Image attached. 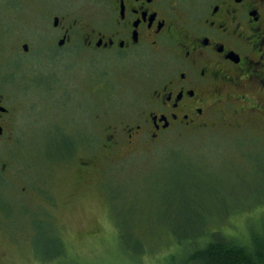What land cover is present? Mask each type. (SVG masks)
Segmentation results:
<instances>
[{
  "label": "rangeland",
  "instance_id": "obj_1",
  "mask_svg": "<svg viewBox=\"0 0 264 264\" xmlns=\"http://www.w3.org/2000/svg\"><path fill=\"white\" fill-rule=\"evenodd\" d=\"M56 4L0 0V88L10 110L0 141V264H161L175 250L168 234L176 221L189 226L190 210L202 218L227 210L226 229L238 237L264 226V117L130 140L125 129L151 108L160 60L87 51L79 40L58 48L54 17L67 13L68 28L86 10ZM136 238L142 257L123 248Z\"/></svg>",
  "mask_w": 264,
  "mask_h": 264
},
{
  "label": "flooded vegetation",
  "instance_id": "obj_2",
  "mask_svg": "<svg viewBox=\"0 0 264 264\" xmlns=\"http://www.w3.org/2000/svg\"><path fill=\"white\" fill-rule=\"evenodd\" d=\"M55 2L75 4L67 11L86 10L68 28L61 24L67 13L54 17L53 27L61 32L58 48L79 40L87 51L149 52L160 60L151 108L125 129L130 140L207 132L217 123L240 129L254 116L264 117V0ZM80 20L86 28L77 35ZM6 98L0 88V141L10 126Z\"/></svg>",
  "mask_w": 264,
  "mask_h": 264
},
{
  "label": "trees",
  "instance_id": "obj_3",
  "mask_svg": "<svg viewBox=\"0 0 264 264\" xmlns=\"http://www.w3.org/2000/svg\"><path fill=\"white\" fill-rule=\"evenodd\" d=\"M190 201L186 199L188 204ZM220 212V217L213 212L202 218L201 212L190 210L187 213L191 221L187 228L185 223L176 221L168 234L175 250L166 251L160 258L161 264H264V226L238 237L231 229H226V222L232 214L227 218V210ZM120 230L119 237L122 236ZM136 240L135 245H124L123 248L133 257H142L147 248L141 240Z\"/></svg>",
  "mask_w": 264,
  "mask_h": 264
},
{
  "label": "water",
  "instance_id": "obj_4",
  "mask_svg": "<svg viewBox=\"0 0 264 264\" xmlns=\"http://www.w3.org/2000/svg\"><path fill=\"white\" fill-rule=\"evenodd\" d=\"M22 49H23V51L27 52L28 51V45L27 44L23 45Z\"/></svg>",
  "mask_w": 264,
  "mask_h": 264
}]
</instances>
